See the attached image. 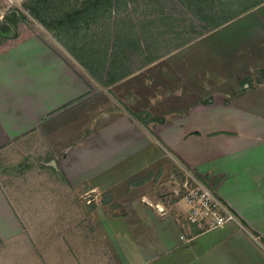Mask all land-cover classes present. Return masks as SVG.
<instances>
[{
	"label": "crops",
	"instance_id": "obj_1",
	"mask_svg": "<svg viewBox=\"0 0 264 264\" xmlns=\"http://www.w3.org/2000/svg\"><path fill=\"white\" fill-rule=\"evenodd\" d=\"M0 24V264H264V111L252 106L259 99L251 91L228 102L181 104L156 125L171 154L210 181L237 221L204 229L188 220L184 197L167 204L152 181L141 182V169L153 168L154 155L163 153L149 138L118 146L115 161L107 159V151L99 166L88 160L89 172L82 177L90 190L97 188L93 178L104 185L101 190L109 187L114 199L126 205L125 217L101 210L104 218L97 223L90 209L17 207L16 200L23 201V153L33 140L41 152L69 151L76 132L75 108L70 106L89 86L77 74L69 48L60 51L46 35L24 34L21 27L8 38L7 31L23 24L18 17L0 18ZM58 28L54 31H70L69 26ZM141 117L138 113L136 119ZM115 120L121 122L119 133L136 126L124 113ZM115 120L105 122L106 135ZM165 128L172 129L171 136ZM59 136H65L62 145ZM129 184L132 204L119 193Z\"/></svg>",
	"mask_w": 264,
	"mask_h": 264
},
{
	"label": "rangeland",
	"instance_id": "obj_2",
	"mask_svg": "<svg viewBox=\"0 0 264 264\" xmlns=\"http://www.w3.org/2000/svg\"><path fill=\"white\" fill-rule=\"evenodd\" d=\"M83 3L84 0H0V18L23 20V24L13 26L15 34L7 31L8 38H13L21 27L24 34L46 35L51 46L60 51L74 49L93 58V68L103 80L114 73L127 72L123 81L103 85L77 57H70L77 74L89 86L70 106L76 113L73 146L68 152L51 153L49 150L45 153L36 149L33 140L23 153V201L16 200L17 207L61 211L90 209L96 212L93 221L99 223L104 218L101 210L123 217L128 212L123 201L114 199L109 187L101 190L104 185L99 179L93 178V184L97 185L93 190L83 182L82 177L89 172L88 160L99 166L100 157L107 151V159L115 161L119 158L118 146L124 143L128 146L133 139H151L163 153L157 152L153 168L145 166L138 176L141 182L152 181L149 183L155 192L171 204L174 199L184 197L186 170H192L171 154L158 135L156 125L162 123L158 119L170 115L181 104L209 99L228 102L231 96L250 91L252 97L259 99V104L252 106L264 111L260 103H264V6L257 5L208 30L218 18L212 11V1H120L114 9L107 10L103 5L104 10L86 20L80 15L72 22L67 20L64 28L68 29V24L70 28L75 27L67 33H59V18ZM26 4L36 5L40 18L46 22L30 14ZM89 7L92 13L97 6ZM24 13L27 17H22ZM54 28L58 29L54 31ZM1 29L0 24V44L3 43ZM201 31L205 33L199 34ZM121 113L133 117L136 125L125 134L117 131L121 122L115 119ZM138 113L142 115L139 120L136 119ZM112 120L115 121L110 125H114L106 135L102 128L105 122ZM171 131L164 129L168 137ZM63 139L65 136L58 137L59 145L63 144ZM142 156L141 160L146 161ZM67 171L75 178V183L68 179ZM206 182L211 185L208 179ZM131 190L129 184L123 185L119 192L130 204ZM83 219L79 217L80 222Z\"/></svg>",
	"mask_w": 264,
	"mask_h": 264
},
{
	"label": "trees",
	"instance_id": "obj_3",
	"mask_svg": "<svg viewBox=\"0 0 264 264\" xmlns=\"http://www.w3.org/2000/svg\"><path fill=\"white\" fill-rule=\"evenodd\" d=\"M128 2L129 0H84L86 3L84 6H81L80 8H76L70 12H68L67 16L69 18L62 17L59 21V25L61 27L67 26L65 23L67 20H74L76 16L80 15L83 16L84 20L91 17L92 14H98L100 10H104L102 8L103 5H105L106 9H114L117 7L119 2ZM212 1V7L214 3V7L212 8V11H215L216 17H218L215 20V23L212 24L208 30L215 29L222 24L237 18L238 16L242 15L243 13L249 11L250 9L256 7L257 5L264 2V0H207ZM92 3V4H90ZM90 4V5H89ZM97 6L95 11H92V13L89 11V6ZM27 10L35 17H39V13L36 11V7L33 4H26L25 5ZM23 16L27 17L24 13ZM43 21H45L43 18H41ZM70 24H68L69 26ZM70 27V26H69ZM75 27L72 25L70 29ZM205 33L204 31H201L199 34ZM82 48H80L81 50ZM71 52L81 61L82 64L86 66V68L89 70V72L103 85H110L113 83H116L118 80L125 77L127 72H120V73H114L113 75H109L108 80H103V76H99L97 73V70L93 68V58L89 56H84L82 53H78L76 50L71 49Z\"/></svg>",
	"mask_w": 264,
	"mask_h": 264
},
{
	"label": "built area",
	"instance_id": "obj_4",
	"mask_svg": "<svg viewBox=\"0 0 264 264\" xmlns=\"http://www.w3.org/2000/svg\"><path fill=\"white\" fill-rule=\"evenodd\" d=\"M187 177L183 182L184 198L188 204L187 218L209 229L237 221L233 209L215 192L204 178L186 170Z\"/></svg>",
	"mask_w": 264,
	"mask_h": 264
},
{
	"label": "water",
	"instance_id": "obj_5",
	"mask_svg": "<svg viewBox=\"0 0 264 264\" xmlns=\"http://www.w3.org/2000/svg\"><path fill=\"white\" fill-rule=\"evenodd\" d=\"M12 32H13V34H15V28H12Z\"/></svg>",
	"mask_w": 264,
	"mask_h": 264
}]
</instances>
